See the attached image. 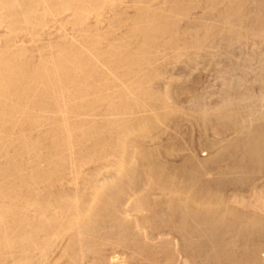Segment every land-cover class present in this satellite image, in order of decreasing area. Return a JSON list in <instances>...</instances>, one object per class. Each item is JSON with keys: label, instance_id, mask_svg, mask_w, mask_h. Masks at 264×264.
Wrapping results in <instances>:
<instances>
[{"label": "bare ground", "instance_id": "obj_1", "mask_svg": "<svg viewBox=\"0 0 264 264\" xmlns=\"http://www.w3.org/2000/svg\"><path fill=\"white\" fill-rule=\"evenodd\" d=\"M263 105L264 0H0V264H264Z\"/></svg>", "mask_w": 264, "mask_h": 264}, {"label": "rangeland", "instance_id": "obj_2", "mask_svg": "<svg viewBox=\"0 0 264 264\" xmlns=\"http://www.w3.org/2000/svg\"><path fill=\"white\" fill-rule=\"evenodd\" d=\"M203 59H201L200 60V62L202 63V64H199V65H197L198 67L194 70V68L196 67V66H193V68L192 67H190V69H192L190 72H189V70L190 69H188V68H186V69H188L187 71L189 72L188 74H189V76L188 77H190L191 76V80H192V78L194 77L193 76V74L195 75V77L197 78V80H196V78L194 77V79L192 80V81H196V82H198V83H195V86H196V88H195V90L197 89L198 90V92H199V95L200 94H202L205 98H206V100L208 101H213V100H216V99H218V95H221V94H219V93H221V91H219V88H218V85H219V80H220V77L218 78V76H219V74H217L216 72H215V70L213 69V67H209V66H204V64L203 63H205V59H204V62L202 61ZM218 62H220V64H218V66H217V68L219 69V68H221V67H223V65H222V61L221 60H219V59H216ZM254 66H252V68H253ZM169 69H171V71H169L170 73H171V75H173V77H175V78H181V77H183V74L182 73H184L185 75H186V71H184V70H186V69H184V70H182V68H169ZM168 69V70H169ZM193 70H194V73L193 74H191L190 75V73H192L193 72ZM169 73V74H170ZM185 75H184V77L183 78H186L185 77ZM236 75V76H235ZM180 76V77H179ZM198 76V77H197ZM237 76L239 77V74L237 75V73H234V75H232L231 77H233V78H236L237 79ZM188 77H187V80H189L188 79ZM254 76H252V75H248V76H246V77H244V79H245V84H247V86H248V84H250L251 83V79L253 78ZM234 80V79H233ZM247 80H248V82H247ZM251 85V84H250ZM199 86V87H198ZM198 87V88H197ZM254 90H253V92H257L258 90H257V88H253ZM196 90V91H197ZM195 91V93H197L198 94V92H196ZM255 92V93H256ZM183 98V96L180 98V99H182ZM208 101V102H209ZM262 111H264V105H263V108H262ZM199 152H200V154L201 155H203V153L205 154L206 152L205 151H203V150H201V151H203V152H201L200 150H198ZM197 151V152H198ZM198 152V153H199ZM199 154V155H200ZM206 155V154H205ZM226 192V193H225ZM225 195L227 194V195H231L232 193H234L233 192V190H229V188L227 189V190H225ZM243 193V194H242ZM240 194V193H239ZM249 192H248V190H244V191H242L241 192V196L243 195V197L242 198H244L245 200L244 201H249ZM243 209H244V207H243Z\"/></svg>", "mask_w": 264, "mask_h": 264}]
</instances>
